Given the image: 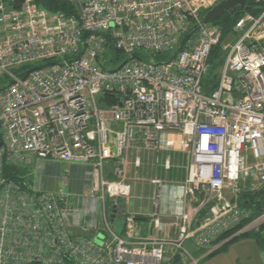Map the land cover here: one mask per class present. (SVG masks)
Masks as SVG:
<instances>
[{
  "label": "built area",
  "instance_id": "1",
  "mask_svg": "<svg viewBox=\"0 0 264 264\" xmlns=\"http://www.w3.org/2000/svg\"><path fill=\"white\" fill-rule=\"evenodd\" d=\"M66 1L73 13L0 0V74L9 80L0 89V264H197L185 242L215 244L251 216L242 192L264 186V8L242 10L206 93L222 30L203 17L220 0ZM107 94L119 100L108 104ZM141 146L187 153L183 180H151L149 226L162 232L168 210L173 235L140 236L126 210L127 153ZM60 162L59 187L28 180L31 166L40 174ZM78 164L90 168L88 193L64 190ZM11 165L17 178L6 175Z\"/></svg>",
  "mask_w": 264,
  "mask_h": 264
},
{
  "label": "rangeland",
  "instance_id": "2",
  "mask_svg": "<svg viewBox=\"0 0 264 264\" xmlns=\"http://www.w3.org/2000/svg\"><path fill=\"white\" fill-rule=\"evenodd\" d=\"M213 22V21H212ZM210 22V24L212 23ZM236 37H238V33L233 32L232 29L229 30L223 37L221 38L220 43L216 48L217 57L225 56L227 50L223 49V46L231 43ZM162 57H165L163 55ZM219 70V69H218ZM220 72V70L218 71ZM209 72L205 75L204 78H208ZM182 151V150H179ZM187 157V153L184 152ZM188 159V158H187ZM67 168L66 163H59L55 170L47 171L46 173L38 174L34 168V166L30 167L31 174L27 173V177L34 182L36 179L40 178V185L44 188H56L60 186V178L63 174H65V169ZM29 172V171H28ZM46 174V175H45ZM47 174H51L52 177L47 176ZM174 175H170L169 172H165L164 178L166 181H172ZM162 179V180H163ZM150 176L146 175L145 173H138L136 179L133 181L132 185V192L133 196L130 198V202L127 207L129 209H134L140 206H149V196L153 193V184L149 183ZM65 191H75V187L67 186L64 187ZM154 194V193H153ZM148 196V197H147ZM153 196V195H151ZM126 206V205H125ZM136 206V207H135ZM107 210L108 214L111 213V205L109 200H107ZM264 221V218L252 223L249 228H253L258 226L261 222ZM231 240V238H229ZM229 239L225 238L215 244H211L209 248L198 249L194 248L189 241L185 242V246L188 247L193 257L197 260L201 257V255L206 254L207 258L200 261L199 264H214V263H221V264H260V254H261V246L256 242L254 238L249 236H240L236 239ZM225 244V247H222ZM219 248V250L214 253L210 254L214 249ZM239 257L240 260L238 261L236 257Z\"/></svg>",
  "mask_w": 264,
  "mask_h": 264
},
{
  "label": "crops",
  "instance_id": "3",
  "mask_svg": "<svg viewBox=\"0 0 264 264\" xmlns=\"http://www.w3.org/2000/svg\"><path fill=\"white\" fill-rule=\"evenodd\" d=\"M138 158L139 165L136 166L134 164V159ZM169 163V168L165 167V163ZM188 159L186 157V154L179 150H172V149H166V148H146V147H131L128 150L127 153V166H126V175H127V181L131 185V196H133L132 192V185L133 181L136 179L138 173H145L146 175L150 176V181L152 179H159L163 182H177L181 181L185 178L186 173V165H187ZM114 161L111 160L109 164H113ZM110 167V166H109ZM107 176L109 178H113L114 176L112 173L107 169ZM71 175L73 178V183L71 187H75L76 192H85L88 193V178L90 175V168L87 164H78L71 166ZM169 172L170 175H174V178L172 181H166L164 178L165 172ZM163 179V180H162ZM150 184H153L152 182ZM152 192H155V186L154 184ZM153 193L151 195H153ZM147 196L149 198V206H138L134 209H129V207L126 206V210L130 213H133L135 216H144L146 218L137 219L138 228H139V235L140 236H146L150 234H155L158 236L163 235H173V228L170 227L169 223H171V218L168 216L169 211L167 210L165 215H162V221L165 224L164 230L159 233H154L153 229L149 226V219L148 215H150L153 211L152 207V196ZM130 196V198H131ZM130 198L128 201V204L130 202ZM86 202V206H87ZM85 206V207H86ZM99 214H101L100 209L98 208ZM87 219H92V216H88ZM117 221H121L118 220ZM203 249V248H198ZM262 249V248H261ZM207 258L206 254L201 255L198 259V264L203 262L204 259ZM237 260L239 261L240 258L237 256ZM214 264H221V263H214ZM260 264H264V248L261 250L260 254Z\"/></svg>",
  "mask_w": 264,
  "mask_h": 264
},
{
  "label": "trees",
  "instance_id": "4",
  "mask_svg": "<svg viewBox=\"0 0 264 264\" xmlns=\"http://www.w3.org/2000/svg\"><path fill=\"white\" fill-rule=\"evenodd\" d=\"M39 6L46 8L50 11H63V12H67V13H73L74 12V7L72 4H70L68 1L66 0H34ZM247 9L249 10L252 14L254 15H258L262 9L264 8V4H255L252 2V0H247V5H246ZM242 14V11H236L233 14L229 13L228 11H224L218 18H216L212 23L219 25L221 30H222V37L223 35H225L229 30L232 29V25L234 24V22L236 21V19ZM218 45H216L215 47H217ZM213 47L210 55L208 57V71L209 72V76L208 78H204L202 79V87L203 90L206 93H210L213 89H215L217 87L218 84V78H219V70L221 68V65L223 63L224 57H217L216 54V48ZM108 51L109 53H115L117 55V51H113V49L111 48V45H109L108 47ZM108 54V53H107ZM115 55V56H116ZM162 56L161 55H156L155 59L158 60L160 59ZM100 64L102 65L103 68H112V65H109L107 61H100ZM219 69V70H218ZM8 78L6 75H2L0 74V89L3 88L5 86V84L8 82ZM119 100V97L117 95H105V102L110 104V103H115ZM100 105H104V104H100ZM6 175L11 177V178H17V174L20 173V170L18 167L15 166H9L6 168ZM28 178V177H27ZM28 180H30L28 178ZM31 181V180H30ZM241 196H243V198H246L242 201V204L244 207L248 208L251 210V216L243 221H241L240 223L236 224L233 228L228 229L224 232H222L218 238L213 241L214 242H219L225 238L230 237L232 234H234L239 228L243 227L244 225H246L248 222H250L252 219H254L255 217L259 216L260 214H262L264 212V186L259 188L258 190L255 191H247L246 193L241 194ZM247 200V201H245ZM203 212V211H202ZM136 219H141V218H146L144 216H139L136 215L135 216ZM251 236L252 238H254L256 240V242L261 246V248H264V221L261 222L258 226L241 232L239 234H236L234 236L231 237L232 239H236L240 236ZM229 239V241H231ZM191 245L193 246V244L191 243ZM222 247H225V244H223ZM219 250V248L214 249L210 254H214Z\"/></svg>",
  "mask_w": 264,
  "mask_h": 264
},
{
  "label": "water",
  "instance_id": "5",
  "mask_svg": "<svg viewBox=\"0 0 264 264\" xmlns=\"http://www.w3.org/2000/svg\"><path fill=\"white\" fill-rule=\"evenodd\" d=\"M247 0H220L215 3L203 17V22H212L218 18L224 11H228L233 14L236 11H242L247 9L246 7ZM113 220V218H112ZM123 228V221L115 220V230L118 233H121Z\"/></svg>",
  "mask_w": 264,
  "mask_h": 264
}]
</instances>
